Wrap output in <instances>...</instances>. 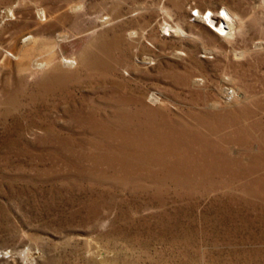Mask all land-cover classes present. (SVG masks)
<instances>
[{
  "label": "rangeland",
  "instance_id": "rangeland-1",
  "mask_svg": "<svg viewBox=\"0 0 264 264\" xmlns=\"http://www.w3.org/2000/svg\"><path fill=\"white\" fill-rule=\"evenodd\" d=\"M0 264H264V0H0Z\"/></svg>",
  "mask_w": 264,
  "mask_h": 264
},
{
  "label": "bare ground",
  "instance_id": "bare-ground-1",
  "mask_svg": "<svg viewBox=\"0 0 264 264\" xmlns=\"http://www.w3.org/2000/svg\"><path fill=\"white\" fill-rule=\"evenodd\" d=\"M166 11H167V9H166ZM169 12H170V11H169ZM212 23L214 24L215 27H217V28L220 30L219 34H222V32L225 33V31L222 30V28L218 27L220 24H222V21H219V24H217L216 22H212ZM212 23H211V24H212ZM224 24H225V23H224ZM229 24L232 25V23H229ZM229 24H228V25H229ZM178 26H179V25H178ZM222 26H223V25H222ZM232 26H233V25H232ZM179 27H182V26H179ZM227 27H229V26H227ZM178 29H179V28H178ZM225 30H226V29H225ZM172 31H173V30H172ZM134 34H135V33H134ZM117 35H118V34H117ZM129 36L132 38V35H129ZM142 36H143V35H142ZM120 37H121V36H120ZM128 40H129V39H128ZM36 41H37V40H36ZM48 42H49V41H48ZM29 43H31V41H30ZM35 43H36V42H35ZM96 43H97V42H96ZM140 43H141V42H140ZM26 45H27V44H26ZM32 45H33V44H32ZM32 45H30V47H28V46H29V45H28V46H27L28 48L25 47L26 49L23 50L24 52L22 51L23 54H21V56H22L21 59L18 57V58L20 59V60L18 59L19 61L16 59L17 62L15 63V65H16L17 69H21V70H22V69H27L28 67H30L32 61L35 59L34 57H35L36 54H37V53H36V52H37V51H36L37 49L34 48L35 51H36V52H35L34 49H33L34 46L31 47ZM36 46H38V45H36ZM58 46H59V45H58ZM90 46H91V45H90ZM142 46H143V45H142ZM135 47H136V46H135ZM23 48H24V47H23ZM87 50H88V49H87ZM52 51H53V50H52ZM91 51H92V50H91ZM22 52H21V53H22ZM17 54H18V53H17ZM53 54H54V53H53ZM37 55H39V54H37ZM137 55H138V54H137ZM19 56H20V55H19ZM50 56H51V55H50ZM16 57H17V55H16ZM51 57H52V56H51ZM80 57H81V56H80ZM36 58H37V57H36ZM76 58H77V57H76ZM76 58H74L73 60H75ZM37 59H38V58H37ZM67 59H68V58H67ZM35 60H36V59H35ZM55 60H56V58H55ZM57 60H58V59H57ZM71 60H72V59H71ZM73 60H72V61H73ZM39 61H40V60H39ZM34 62H35V61H34ZM34 62H33V63H34ZM50 62H51V59H50L49 56H47V57H45V58H42L41 63H40V64H37V65H38V67H42V68H43V67H47V68H49L47 65H48V63H50ZM59 62H60V61H59ZM59 62H58V63H59ZM51 63H52V62H51ZM53 63H54V61H53ZM55 63H56V62H55ZM58 63H56V65H57ZM60 63H61V65H62V63H63V64H65L66 66H67V65L69 66V65L71 64V61H67V60H66V61H63V62L61 61ZM73 63L77 64L78 62H77V63H76V62H73ZM75 64H73V65H75ZM15 65H14V66H15ZM37 65H35V66H37ZM51 65H52V64H51ZM51 65H50V69H51ZM61 65H57V67H58V71H59V68L62 67ZM135 65H136V64H135ZM53 66H55V64H54ZM59 66H60V67H59ZM68 66H67V67H68ZM33 67H34V66H33ZM72 67H73V66H72ZM128 67H129V66H128ZM14 68H15V67H14ZM54 68H55V67H54ZM31 69H32V68H31ZM34 69H36V68H34ZM34 69H33V71H34ZM43 69H44V68H43ZM37 70H38V69H37ZM54 70H55V69H54ZM61 70H62V68H61ZM32 73H33V72H32ZM72 74H73V73H72ZM51 77H52V76H51ZM53 79H54V78H53ZM197 81H198V80H197ZM200 82H201V81H200ZM227 94H228V92H227ZM228 100H229V99H228Z\"/></svg>",
  "mask_w": 264,
  "mask_h": 264
}]
</instances>
